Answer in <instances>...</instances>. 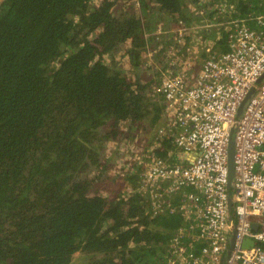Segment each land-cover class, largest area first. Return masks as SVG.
<instances>
[{
    "label": "trees",
    "instance_id": "trees-1",
    "mask_svg": "<svg viewBox=\"0 0 264 264\" xmlns=\"http://www.w3.org/2000/svg\"><path fill=\"white\" fill-rule=\"evenodd\" d=\"M95 1L0 0V264H164L187 218L179 209L152 215L150 187L134 189L143 186L138 170L106 181L107 193L93 190L97 175L85 174L101 166L100 130L120 135V121L150 119L138 135L148 145L154 137L163 95L149 83L170 64L153 50L161 36L144 33L159 21L164 35L182 22L187 38L192 24L213 22L211 32L201 29L211 39L201 54L208 58L230 48L231 19L264 16V0H138L139 12L114 11L129 0ZM125 42L135 71L147 59L141 52L153 50L150 66L159 61L163 72L140 86L106 61ZM171 139L143 152L166 158ZM163 195L172 204L181 198Z\"/></svg>",
    "mask_w": 264,
    "mask_h": 264
},
{
    "label": "built area",
    "instance_id": "built-area-1",
    "mask_svg": "<svg viewBox=\"0 0 264 264\" xmlns=\"http://www.w3.org/2000/svg\"><path fill=\"white\" fill-rule=\"evenodd\" d=\"M244 20L264 26L263 15L249 14L240 23L231 19L230 48L206 58L194 82L180 72L168 73L160 82L173 112L159 137H172V145L166 158H152L141 182L149 187L160 180L168 194L191 188L186 199L197 213V228L190 237L200 247L195 251L193 242L175 236L164 264H220L231 235L223 264H264V77L258 82L264 72V28L254 30ZM233 125L230 219L227 162ZM152 196V206L162 207L164 197ZM246 240L252 243L244 245Z\"/></svg>",
    "mask_w": 264,
    "mask_h": 264
},
{
    "label": "rangeland",
    "instance_id": "rangeland-1",
    "mask_svg": "<svg viewBox=\"0 0 264 264\" xmlns=\"http://www.w3.org/2000/svg\"><path fill=\"white\" fill-rule=\"evenodd\" d=\"M134 2L135 4H132ZM96 1L92 0V4L95 5ZM126 6L123 7V4H118L119 6L114 9V11L122 12L124 10H130V12H139V4L138 0H129L128 2H124ZM129 4V6H128ZM135 5V6H134ZM210 20V19H209ZM212 20V19H211ZM161 22L158 26L161 27ZM215 22V20H214ZM170 20H168V25H170ZM202 23V22H201ZM209 24V25H208ZM203 27V23L201 25L192 24V34L190 38H187L189 36V28L187 26H183L178 24V29H172L171 32L173 34L160 35L162 40H157L156 43H152V46L155 47L153 50L155 52H160L163 54L164 59H169L170 66L165 67V70H167L168 73L172 72H180L186 75L190 81L194 82V79L197 75V73L200 71L202 67L203 61L206 59V57H202V51L207 52L210 48L211 39L210 36L204 37L201 34V29L204 28V34L209 33L210 28H214L213 22H210ZM159 35V34H157ZM196 36V37H195ZM203 36V37H202ZM187 38V39H186ZM202 41H205L202 43ZM160 44L165 45L164 50H160L161 46ZM127 47V46H126ZM164 48V47H163ZM153 50L148 51L146 54L141 52L140 59L144 61L146 59L145 63H141L140 66H138V70L135 71L133 69V66L129 62L128 53H126V49H122L120 52H116L113 54L109 59L106 61H110V64L118 65L120 64L122 60V70L127 74V76L131 79H136L138 81H142L141 84L146 80L150 79L155 74H157L160 70V72H163V67L158 62L155 63L156 65H152L151 59L147 57V55L153 56ZM166 54V55H165ZM211 56L215 54H210ZM116 56V57H115ZM120 57V58H119ZM119 58V59H118ZM129 64V67H124ZM166 74L160 75V79L156 77L154 81L149 83V87H154L160 92V82L162 79V76ZM150 88H146L149 90ZM161 93V92H160ZM162 97V96H161ZM154 99V98H153ZM152 99V100H153ZM159 100V99H158ZM159 103L161 104V111H162V120L161 124L158 126L156 131H153L154 137L150 140V144L148 145V142L143 141V137L141 138L138 134H141V132L145 131L144 127L150 122V119H144L139 124H130L129 121H120L118 124H116L117 129L121 130L120 135L119 134H108V129L105 131L100 130L101 135H106V138L103 140V147L100 151V162L101 166L98 170H94L90 173L85 174L89 178L93 175H97V181L94 182L93 190H100L101 193H107L109 188L105 187L106 181H114L115 177L119 175H125L132 172L131 170H138V179L139 183H141V179L143 176V173L147 170L146 166L151 162L152 158H154V155L152 153L148 154V157L143 152L142 145H147L146 152L151 150V147L156 144L155 140H158L157 138H160L161 135L159 129H163L164 126H166V122L169 121L171 117V112H173L172 109H168L166 106V102L162 99H160ZM149 108H152V105H149ZM171 111V112H170ZM240 114H236V117ZM123 122V123H122ZM111 123V122H110ZM129 129V130H128ZM106 133V134H105ZM167 135V134H165ZM162 138V137H161ZM170 145V144H169ZM157 146V145H156ZM155 146V147H156ZM171 146H168L167 149L170 150ZM105 163V166L103 164ZM133 165L132 169L130 166ZM102 168V169H101ZM130 168V169H129ZM101 171V172H99ZM130 171V172H129ZM99 172L100 174H98ZM129 172V173H128ZM81 256V253H80ZM78 260H80V257H77Z\"/></svg>",
    "mask_w": 264,
    "mask_h": 264
},
{
    "label": "crops",
    "instance_id": "crops-1",
    "mask_svg": "<svg viewBox=\"0 0 264 264\" xmlns=\"http://www.w3.org/2000/svg\"><path fill=\"white\" fill-rule=\"evenodd\" d=\"M190 189L191 188L188 187L184 190L181 189V190H177L176 192H174V193L181 192V198L179 199L178 204H175V203L172 204L171 201L165 195H163L164 198H163L162 207L152 206L150 208V210H151L150 212L152 215L160 214L163 212L173 213L174 211H177V209H179L178 212H180V215L183 217V219L187 218L186 221L184 222V224L182 225V227L178 228L179 233H177L176 235H173L172 239L169 240V243H168L169 246L168 247H170V249H171V245L173 242V238L176 236V237H178V240L180 242L181 241L184 243L193 242L192 248L195 247L194 250L198 251L199 243L195 242V240H193L190 237V233H192V232L195 233V230L197 228V225H196L197 213L195 211L190 210L188 203H187V199H186L187 192L190 191ZM151 199H152V201L154 200L153 198H151ZM161 203H162V199H161ZM187 223H188V227H187L188 231L185 229V226ZM183 230H185V231L183 232ZM181 234H183V235H181ZM188 250H190V249L188 248ZM169 254H166L165 262H166V258L169 256Z\"/></svg>",
    "mask_w": 264,
    "mask_h": 264
},
{
    "label": "water",
    "instance_id": "water-1",
    "mask_svg": "<svg viewBox=\"0 0 264 264\" xmlns=\"http://www.w3.org/2000/svg\"><path fill=\"white\" fill-rule=\"evenodd\" d=\"M264 77V72L261 74V76L258 78V82L261 81V79ZM255 90V86H253L251 88V90L249 91V93L246 95V97L243 99V101L240 103L238 109H237V114H240L241 113V110H242V105L243 103L251 96V94L254 92ZM234 130H235V127L234 125L231 127V132H230V140H229V145H228V162H227V167H228V177H227V194H228V199H227V202H228V208H229V218L231 219L232 218V213H233V210H232V207H233V204H232V181H233V150H234ZM228 241H229V244L226 248V250L223 252L222 254V260H221V263L220 264H223V260L225 258V256L229 253L231 247H232V244H233V236H229L228 237ZM248 243H252L251 240H246L244 245L248 244Z\"/></svg>",
    "mask_w": 264,
    "mask_h": 264
},
{
    "label": "flooded vegetation",
    "instance_id": "flooded-vegetation-1",
    "mask_svg": "<svg viewBox=\"0 0 264 264\" xmlns=\"http://www.w3.org/2000/svg\"><path fill=\"white\" fill-rule=\"evenodd\" d=\"M160 22V21H159ZM160 24V23H159ZM159 24H157V27H156V29H155V31H153V32H148V33H144L145 35H151L152 33H154V35H157V34H159V35H163V37H165L164 36V32L162 31L163 29L160 27V26H158ZM180 25H183L184 26V24L181 22V23H179ZM163 24L161 23V26H162ZM169 27H170V25H169ZM176 27H178V25L176 26ZM176 27H170L166 32V34L165 35H168V34H171V31H172V29H178V28H176ZM127 46V47H126ZM122 48H124V49H126V53H128V52H131V50H129V47H130V45L127 43L126 44V42L121 46ZM116 57V56H115ZM120 58V57H119ZM118 58V59H119ZM120 64L122 65V60H121V62H120ZM120 64H118V67H119V65ZM123 66V65H122ZM122 66H120V68L122 67ZM124 67H129V64L127 65V66H124ZM140 184V183H139ZM138 186V185H137ZM135 187L134 189H135V191H139V192H141V193H144V192H146V187L145 186H142V185H140L139 187ZM149 190H151V198L153 197L152 196V194L153 193H157V194H161V195H163V194H165V191H164V189H166V187H167V185L164 183V182H161L160 180H157L155 183H152L151 185H149ZM148 194V193H147Z\"/></svg>",
    "mask_w": 264,
    "mask_h": 264
},
{
    "label": "clouds",
    "instance_id": "clouds-1",
    "mask_svg": "<svg viewBox=\"0 0 264 264\" xmlns=\"http://www.w3.org/2000/svg\"><path fill=\"white\" fill-rule=\"evenodd\" d=\"M123 49V48H122ZM121 50H119L118 52H120Z\"/></svg>",
    "mask_w": 264,
    "mask_h": 264
}]
</instances>
